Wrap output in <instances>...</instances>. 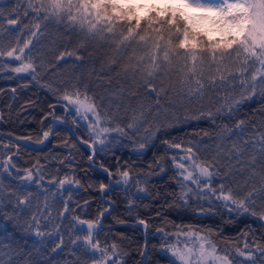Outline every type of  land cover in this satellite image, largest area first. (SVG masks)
<instances>
[{
	"label": "trees",
	"instance_id": "trees-1",
	"mask_svg": "<svg viewBox=\"0 0 264 264\" xmlns=\"http://www.w3.org/2000/svg\"><path fill=\"white\" fill-rule=\"evenodd\" d=\"M0 8V51L5 53L0 56V165L9 156L15 165L8 171L0 167L2 264H95L101 253L85 243L87 224L80 221L97 222L93 242L107 251L108 264H180L171 247H192L196 238L187 237L189 231L210 234L219 254L236 258L233 264H252L239 251L264 264V89L259 83L251 94L241 87L238 73L236 79L211 82L214 67L206 68L202 95H189L181 66L147 76L143 66L151 59L143 43L117 50L110 41L36 19L31 10L25 15L27 0H0ZM17 18V24L8 23ZM29 40L21 60L6 55L12 48L18 55ZM22 62L32 63L36 73L15 72ZM137 63L134 71L131 65ZM73 86L86 88L101 115L107 112L111 119L95 130L91 118L83 124L62 99ZM240 120L243 131L236 127ZM56 121L66 122L83 143L96 142L95 152ZM105 127L110 130L100 134ZM44 132L49 138L37 149L3 136L39 144ZM189 147L219 172L210 179L215 193L180 177L176 163ZM28 169L43 179L23 181ZM123 171L129 172L127 183ZM65 177L73 183L61 187ZM101 184L108 187L101 190ZM221 184L236 199L248 197L249 211L217 199ZM29 192V204L18 206L17 197ZM140 220L146 221L147 233ZM37 221L43 236L36 235Z\"/></svg>",
	"mask_w": 264,
	"mask_h": 264
},
{
	"label": "snow or ice",
	"instance_id": "snow-or-ice-1",
	"mask_svg": "<svg viewBox=\"0 0 264 264\" xmlns=\"http://www.w3.org/2000/svg\"><path fill=\"white\" fill-rule=\"evenodd\" d=\"M28 10H31L36 19L65 24L68 28L83 33L88 39L110 41L116 45L117 50L143 43L148 48L151 59L149 64L143 66L147 76L152 77L156 73L167 72L174 66H181V71L184 73L182 83L187 87L189 95H202L204 88L202 77L205 69L211 70L213 67L216 76L209 75L208 79L211 82L217 77L221 81L226 80L228 76L236 79L235 74L238 73L241 87L245 90L250 89L251 94H255L257 83L264 89V0H165L162 5L152 4L150 7L146 4L137 5L134 0H27L25 15H28ZM141 11H145V15H141ZM2 15L3 9L0 8V16ZM8 23L15 25L18 23V18L9 19ZM34 27L38 31L40 24L36 23ZM29 44L31 40L19 48L18 55L16 48H12L6 55L21 60ZM3 55L5 53L0 51V56ZM140 60H143V57ZM138 66L139 63L133 64L131 68L135 71ZM184 69L187 71L185 72ZM14 71L36 73V67L32 63L22 62ZM32 79L36 80V75H32ZM145 83L151 86L149 81L145 80ZM73 89L72 92L65 91L62 99L67 101L68 105L75 106V113L82 119L89 120L91 114L93 119L89 126L93 130L102 120L111 119L107 112L101 115L95 99L88 95L86 88L82 91L73 86ZM160 91L163 92L164 89L161 88ZM227 111L232 113L233 107L229 106ZM244 124L245 121L240 120L236 127L243 131ZM128 127L132 128L133 125L129 124ZM109 130L106 127L101 128L100 134ZM116 130L123 132L119 128ZM48 135L49 132L43 133L45 138ZM97 139L99 144H104L105 141L99 139V135ZM261 140L264 141V136H261ZM95 143L90 145L93 153ZM140 147L144 145L141 144ZM186 152L183 161L176 163V167L181 170L179 175L182 180L191 181L197 188L203 183L205 188L215 193L216 189L212 188L210 183L214 175H219V172L215 171V165L200 160L191 147ZM11 160L12 157L9 156L0 167H4L5 171H8L9 167L15 168ZM120 175L127 183L129 172L123 171ZM42 179V175L34 176L31 169H28L27 174L22 177L26 182L33 180L39 182ZM72 183L73 180L68 177L59 181L61 187ZM75 183L78 184L79 181ZM107 187L105 184L100 185L101 190ZM31 195L29 192L18 196V206L29 204ZM251 195L249 193V197ZM217 199L230 201L237 210L249 211L246 206L248 197L236 199L231 190H225L223 184L220 185ZM224 206L228 207L227 204ZM261 218L264 219V213L261 214ZM33 220L35 221V217ZM80 223L87 224L88 235L84 237L85 243L101 253V258L95 260V264H108L110 257L107 251L100 248L98 240L93 242L92 230L97 227V222L80 221ZM139 223L147 227L146 221L140 220ZM33 227L37 236L44 235L40 231L38 221ZM185 235L196 238L192 247L187 244L183 249L175 245L171 247L172 255L180 261V264H233L236 259L230 258L227 254H219L210 234L189 231ZM62 243L61 240L60 244ZM60 244L55 248L60 247ZM111 247L113 250L116 249L115 244ZM247 247L245 245V248ZM95 254V251L90 253L94 258ZM239 256L246 257L247 261L255 264L251 252L239 251ZM112 264H116L115 260ZM236 264H245V261H236Z\"/></svg>",
	"mask_w": 264,
	"mask_h": 264
},
{
	"label": "rangeland",
	"instance_id": "rangeland-1",
	"mask_svg": "<svg viewBox=\"0 0 264 264\" xmlns=\"http://www.w3.org/2000/svg\"><path fill=\"white\" fill-rule=\"evenodd\" d=\"M165 2V0H134V3H136L137 5H139V4H146V5H152V4H158V5H162L163 3ZM72 108H74L75 109V106H73L72 105ZM79 116V119H80V121L83 123V124H87V120H84V119H82L81 118V116L80 115H78ZM89 117L91 118V119H93V117H91V114H89ZM44 140V139H43ZM43 142V141H42ZM41 142V143H42ZM41 143H39V144H41ZM26 144L28 145V146H30V147H36V146H38L39 144H34V143H32L31 141H26ZM89 149H90V146H88V145H86ZM92 149V148H91ZM90 149V150H91ZM147 233V232H146ZM191 241V240H190ZM192 242V241H191ZM195 242V241H194ZM193 242V243H194ZM193 243H192V245H193Z\"/></svg>",
	"mask_w": 264,
	"mask_h": 264
},
{
	"label": "water",
	"instance_id": "water-1",
	"mask_svg": "<svg viewBox=\"0 0 264 264\" xmlns=\"http://www.w3.org/2000/svg\"><path fill=\"white\" fill-rule=\"evenodd\" d=\"M57 123H59V124H62L63 126H65L67 129H68V131L70 132V134L79 142V143H81V144H85V143H83L81 140H79L76 136H75V134L73 133V131L71 130V128L69 127V125L66 123V122H61V121H57ZM3 136H5L6 138H9V139H11V140H13V141H16V142H18V143H20L21 145H23V146H26V147H29L23 140H20V139H15V138H13V137H11V136H8V135H3ZM46 141H47V138H45L44 140H43V142L41 143V144H39L38 146H36V147H33V148H35V149H37V148H41V147H43L44 145H45V143H46ZM90 149H91V147H90ZM92 150V149H91ZM147 232V229L145 228V233Z\"/></svg>",
	"mask_w": 264,
	"mask_h": 264
}]
</instances>
